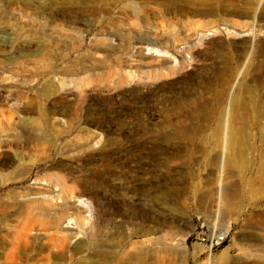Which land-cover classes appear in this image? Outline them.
Returning a JSON list of instances; mask_svg holds the SVG:
<instances>
[{
    "label": "rangeland",
    "instance_id": "374dc122",
    "mask_svg": "<svg viewBox=\"0 0 264 264\" xmlns=\"http://www.w3.org/2000/svg\"><path fill=\"white\" fill-rule=\"evenodd\" d=\"M47 188L114 264H264V0H0V239Z\"/></svg>",
    "mask_w": 264,
    "mask_h": 264
},
{
    "label": "bare ground",
    "instance_id": "6f19581e",
    "mask_svg": "<svg viewBox=\"0 0 264 264\" xmlns=\"http://www.w3.org/2000/svg\"><path fill=\"white\" fill-rule=\"evenodd\" d=\"M133 6L135 7V4ZM32 172L31 169L25 177L20 179L19 183H25ZM52 183L53 187H60L62 194L55 200L56 202L59 199H63V202L73 198L81 199L86 194L84 184H80L78 190L77 187L70 188L64 183L60 185L58 181ZM46 190V193L42 194L44 196L48 194L49 198L28 208L26 216L16 220L15 224L10 223L5 218V214L1 216L5 218L3 224L7 226L5 230L7 233L2 234L0 239V251L4 252L3 264H114L112 259L116 256L117 245L110 243L103 249V243L100 241L96 243L93 240L102 226L100 210H97V221L91 232L82 233L83 237L75 241L77 234L64 231L61 227L63 219L73 220L74 218L66 216L67 211L65 210L51 213L50 208L54 199L50 198V195L54 189L47 188ZM226 200L227 198L224 199L225 203ZM3 211L0 209V213L3 214ZM42 235L47 238L44 242L41 240ZM130 262L142 264L144 261L141 253L129 251L124 254L119 264H130Z\"/></svg>",
    "mask_w": 264,
    "mask_h": 264
}]
</instances>
